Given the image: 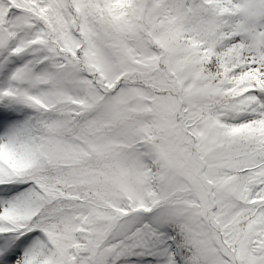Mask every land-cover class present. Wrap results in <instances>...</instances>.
I'll return each instance as SVG.
<instances>
[{"label": "snow or ice", "instance_id": "1", "mask_svg": "<svg viewBox=\"0 0 264 264\" xmlns=\"http://www.w3.org/2000/svg\"><path fill=\"white\" fill-rule=\"evenodd\" d=\"M0 264H264V0H0Z\"/></svg>", "mask_w": 264, "mask_h": 264}]
</instances>
